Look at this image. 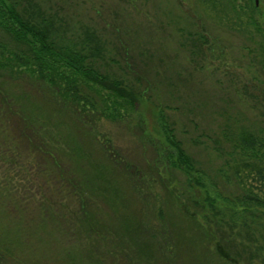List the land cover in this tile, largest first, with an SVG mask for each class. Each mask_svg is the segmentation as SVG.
Instances as JSON below:
<instances>
[{"label": "rangeland", "instance_id": "rangeland-1", "mask_svg": "<svg viewBox=\"0 0 264 264\" xmlns=\"http://www.w3.org/2000/svg\"><path fill=\"white\" fill-rule=\"evenodd\" d=\"M17 1L138 102L125 120L83 117L0 73V264H264V207L233 175L240 133L264 136L262 34L201 0ZM251 1L264 28V0ZM159 114L195 179L155 150Z\"/></svg>", "mask_w": 264, "mask_h": 264}, {"label": "trees", "instance_id": "trees-1", "mask_svg": "<svg viewBox=\"0 0 264 264\" xmlns=\"http://www.w3.org/2000/svg\"><path fill=\"white\" fill-rule=\"evenodd\" d=\"M201 2L231 28L247 31L253 27L264 38V28L253 20L254 4L251 0H244L242 5L238 0ZM40 22L32 14L22 11L17 0H0V30L10 43L0 41V73L44 84L80 116L93 113L110 121L125 120L136 109L138 96L135 91L121 80L100 71L93 63V54L58 45L52 36L51 26ZM262 50L264 53V42ZM159 115L164 141L163 144H153L155 150L165 151L170 165L180 169L191 180L195 179L193 173L198 170L193 160L176 137L174 128L163 114ZM240 134L235 147L245 159L235 165L233 175L241 185L249 186L246 201L264 207V136L248 132ZM102 146L109 151L106 145ZM52 163L59 167L56 160ZM61 174L64 176L60 177L68 181L67 172ZM255 182L261 185L253 191L251 188L255 187ZM78 193H81L80 188Z\"/></svg>", "mask_w": 264, "mask_h": 264}]
</instances>
